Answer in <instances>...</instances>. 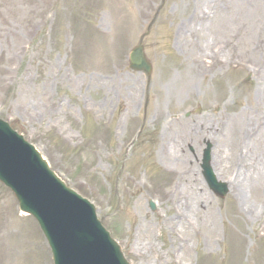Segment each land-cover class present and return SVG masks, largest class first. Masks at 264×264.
<instances>
[{
  "label": "rangeland",
  "instance_id": "obj_1",
  "mask_svg": "<svg viewBox=\"0 0 264 264\" xmlns=\"http://www.w3.org/2000/svg\"><path fill=\"white\" fill-rule=\"evenodd\" d=\"M161 1L0 0V117L95 205L98 218L131 264H264V171L249 187L242 182L243 207L252 211L244 224L232 217L236 192L219 170L220 164L231 163L238 131L219 132L217 121L214 124L219 115L247 108L250 98L264 104V33L258 31L264 0ZM195 6L208 12L211 26L197 28ZM156 11L142 41L152 64L147 78L129 69L128 55ZM227 15L235 18L223 31ZM247 19L254 20L249 27L256 32L246 34L242 48L232 49L227 33L240 26L242 36ZM216 24L218 29L213 28ZM193 31L201 33L202 46H211L234 63L187 88L178 77L195 52L186 42L196 37ZM254 38L259 41L257 53L248 52ZM7 44L15 47L8 49ZM238 53L257 66L249 62L241 69L235 60ZM58 69L63 76H56ZM50 73L53 78L44 87ZM104 80L109 82L108 94ZM46 94L48 100L61 98L62 111L52 119L44 113ZM257 130L249 134L247 148L262 150L261 141L254 145L251 139ZM205 141L212 144L217 179L228 184L224 198L209 190L201 176ZM174 149L177 159L166 155ZM238 164L240 159L233 161V167L240 168ZM172 170L194 176L216 214L215 238L204 216L190 217L191 227L183 232L185 256L168 231L170 226L180 228L182 221L163 194L175 176ZM149 200L155 211L149 209ZM171 217V224H162ZM174 249L177 260L171 255ZM0 264H52L37 223L19 212L15 198L1 184Z\"/></svg>",
  "mask_w": 264,
  "mask_h": 264
},
{
  "label": "bare ground",
  "instance_id": "obj_2",
  "mask_svg": "<svg viewBox=\"0 0 264 264\" xmlns=\"http://www.w3.org/2000/svg\"><path fill=\"white\" fill-rule=\"evenodd\" d=\"M249 2V0H248ZM247 2V4H248ZM231 14V13H230ZM194 15H196V18L198 19L197 22V28L200 26L201 30L203 29L204 25L211 26L212 24L207 22L210 15H208V12H205V10L200 9L198 11V6L194 7ZM260 15L258 12V15H256L255 19ZM234 16L227 15V20L225 18L224 25L221 30L224 31V27L230 26L232 21L234 20ZM250 18V17H247ZM213 19V18H212ZM254 19V18H252ZM264 16H261L259 18V27L258 31H261V33H264ZM254 23V20L247 19L246 28L247 30H243V35L241 36L242 29L240 26L233 27L230 33L227 34L228 37L231 39L232 49H236L237 47L242 48L243 45L246 43V34L247 33H255L256 31H252L251 27ZM202 25V26H201ZM219 25L213 26V28L218 29ZM196 29V28H195ZM194 29V30H195ZM196 35L195 38L191 37L186 42L191 44L193 48L195 49V52L190 55V57H187L185 61V66L181 70V73L178 78L182 80V85L187 88H191L200 80H205L207 77L212 74L216 75L218 72H220V68L228 65L233 64L234 61H228V58H225L221 56L220 54H216L212 51L211 46H202L200 42V37L202 36L199 31H193ZM258 44L259 41L257 38L253 39L252 42V48L248 50V52H258ZM229 45V44H228ZM15 45L13 44H7V48L11 49L14 48ZM237 65L241 69H245L248 67V63L252 62L254 66H257V62H255L251 57H243L240 53L235 54ZM52 66V64H49ZM56 76H63L61 74V71L58 69L56 71ZM22 78V77H21ZM20 78V79H21ZM53 78L50 74H47L45 76V80L43 82V86L46 87L49 80ZM177 78V79H178ZM19 79V78H18ZM16 79V80H18ZM105 87L107 89V94L109 91V82L105 81ZM102 81V84H104ZM38 92H42L41 88H37ZM47 94L44 97V100L47 102V104L44 107V113L47 117V113L51 116L54 114H58L62 111V105H61V98L48 100ZM226 105H224L225 107ZM247 108L241 109L239 111H236L234 113H230L226 116H218L217 120H214V124L216 126V121L218 128L217 130L219 132H228L231 134L232 130L236 128V131H238L239 137H237L236 142L237 145L234 147V150L232 152L231 156V163L228 167H226L223 164H220L219 170L221 173L225 174V176L228 177L229 181V187L232 188L233 191L236 192L235 194V203L233 205V215L232 217L234 219L240 220L242 223H246V221L250 218H252V211L246 209L243 207V195L242 190L243 188V181L245 180L246 186L249 187L251 180L258 178L262 172L264 171V104L258 103L255 98L248 99ZM127 116H132L131 112H127ZM230 119V123L228 122ZM59 120V119H58ZM222 124L225 125V129H223ZM175 128V127H174ZM258 129L257 132H259L258 135H255L253 138L256 140L253 142L254 145H258L259 142L262 144L263 149L261 150L260 146L254 147L249 146L247 148V143H249L250 136L249 134L251 132H254ZM226 134V133H225ZM246 140V141H245ZM259 141V142H258ZM166 155L169 157H174L177 159L179 157L178 153L174 149V152L171 153V151H166ZM240 157V158H238ZM224 158H222L223 160ZM241 160V164H238L240 168H236V165L233 167V161L234 160ZM221 160V161H222ZM170 172V171H169ZM172 172L175 174L173 180L171 181L168 188L163 191V194L167 200H169V203L171 204V209L175 211V217L178 219H182L180 222V228L178 227H168V231L173 236V243L181 249L182 256H185L188 252V247L185 244L186 238L183 235V232L191 227V221L190 217H201L204 216L206 218V225L207 227L210 226V224L213 225V229L211 231L210 236L212 238H215L216 235V214L213 210V203L210 200L209 195L205 192L202 185L198 182V180L191 176L189 173H186L184 171H176L172 170ZM134 187L138 185V181L134 179L133 181ZM186 213V214H185ZM173 219L168 218L164 219L162 221V224L170 223V220ZM192 220V219H191ZM149 230V233L154 234V230L150 226H145ZM233 235H235L234 231H232ZM176 251L177 249H174L171 253L176 260ZM178 259H180V255L178 256Z\"/></svg>",
  "mask_w": 264,
  "mask_h": 264
},
{
  "label": "water",
  "instance_id": "obj_3",
  "mask_svg": "<svg viewBox=\"0 0 264 264\" xmlns=\"http://www.w3.org/2000/svg\"><path fill=\"white\" fill-rule=\"evenodd\" d=\"M130 67L150 72V64L140 45L130 54ZM207 157L205 153L202 168L209 185L214 188ZM0 181L15 192L20 209L39 221L51 247L54 264H129L97 220L93 207L68 189L2 120ZM214 189L220 195L226 192L223 187Z\"/></svg>",
  "mask_w": 264,
  "mask_h": 264
}]
</instances>
